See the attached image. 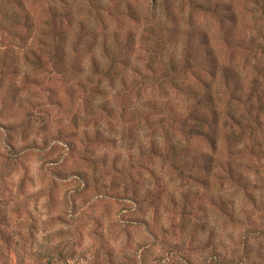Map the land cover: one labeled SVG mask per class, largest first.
Segmentation results:
<instances>
[{"label": "rangeland", "instance_id": "rangeland-1", "mask_svg": "<svg viewBox=\"0 0 264 264\" xmlns=\"http://www.w3.org/2000/svg\"><path fill=\"white\" fill-rule=\"evenodd\" d=\"M95 1H59L55 10L50 0H25L36 22L34 33L20 41L16 34L24 30H0L1 55L13 56L23 66L17 76L10 71L0 86V264H216V253L231 259L250 222L259 228L264 200L240 228L210 199L221 194L234 202L236 214L241 208L237 191L242 189L225 179L227 158L233 159V168L263 185L264 0H209L203 10L194 9L190 0ZM130 8L138 21L129 17ZM55 12L65 29L66 75L59 69L26 66L23 60L27 51L37 53L41 24ZM150 17L167 32L169 48L181 49L189 40L190 65L213 83L219 114L231 111L244 128L257 131L244 135L242 144L231 138L228 147L221 145L210 184L203 158L196 159V168L188 166L194 150L211 152L210 142H184L191 151L185 153L183 177L180 168L171 165L172 158L163 155L169 146L166 134L176 133L177 123L167 119L160 125L162 112L148 107L150 97H123L118 80L107 97L95 93L96 105L107 107V123L97 124L90 109L83 108L81 97L90 93L96 80L86 67L79 68L82 60L88 62L82 54L86 44L95 43L93 53L98 55L104 43H113V34L124 45L131 35L134 40L116 58V68L126 84L136 82L139 74L149 72L145 68H154L140 43ZM204 33L219 60L214 77ZM124 59L129 62L125 69ZM188 77L187 83L193 81ZM182 88L155 91L166 115L172 113L170 105L180 107L182 98L187 99V85ZM152 138L162 157L148 156ZM9 143L22 154L10 167ZM258 143L263 145L258 159L249 150L241 151L253 145L256 154ZM202 224L205 230H200ZM210 229L214 234L209 239ZM261 241L255 249L258 243L264 245ZM259 252L264 254V248Z\"/></svg>", "mask_w": 264, "mask_h": 264}, {"label": "trees", "instance_id": "trees-1", "mask_svg": "<svg viewBox=\"0 0 264 264\" xmlns=\"http://www.w3.org/2000/svg\"><path fill=\"white\" fill-rule=\"evenodd\" d=\"M50 1H52V5L50 4V6H53V9L55 10L58 9L57 4L59 1L68 2V0ZM190 1L193 8L198 10H203L206 7V3L209 2V0ZM93 2L96 3L95 0H93ZM5 3H7L5 0H0V30H7L9 27L21 29L22 31L24 30L25 33L16 34V39H19L20 41L27 40L28 36H30L31 33H34L33 29L36 26V22L34 21L33 15L29 11L25 0H9L8 4ZM92 5L93 3L89 5V7ZM10 6L11 9L7 8ZM99 7L100 6L96 7L97 13ZM128 12L130 18H132L134 21H138L139 18L134 10H131L130 8ZM147 21L150 23L144 30V35L146 36L141 39L140 43L145 48V55L149 58V61H154V68L153 70L145 68L149 72L139 74L141 77L136 82L132 80V82L126 84L123 74L118 72L116 68V58L122 54L121 51L125 50L127 45H130V41L134 40L132 39L131 35L127 36V42L126 45H124L123 42L117 37L118 35L113 34V43L109 42L108 46L107 43H104L102 52L98 55L93 53V50L97 48L95 47V43L91 42V45L86 44L84 48L85 50L82 54L88 57V62L82 60L84 63L80 65L79 68L81 66L86 67L89 75H93V77L95 76L96 80L94 84L90 86V93H87V95L83 94L84 96L81 97L83 108L90 109L89 116L92 117L97 124L104 121L103 119H107L109 121L107 107L104 104L102 107L101 104L96 105L95 93H100V95L107 97L113 91V86H116V82L118 80H121L120 93H122L121 95L123 97H125V95L127 97L133 96V98L138 101H141L143 97H150V99L147 100L150 104L148 107H151V109L159 108L160 112H162L161 117L163 119L161 120L158 116V123L160 125L164 126L163 121H166L167 124L168 120H170L171 124L172 122L177 123L174 128L176 133L171 135V133L169 134V131L167 130L168 132L166 134V141H169V146L167 148L163 147L164 149H167V151L164 150L163 155L167 157L169 155L170 158H172L170 159L171 165L174 168L179 167L181 170L180 174L183 177H185L183 171L186 169L188 162L186 160L185 153H187V151H191L189 146L186 148L184 142L187 140L189 141V139L196 141H202V139H205L206 141L210 142L212 147L211 152H206L204 148L194 150V154L196 155L194 158L191 157L192 161L188 165L189 167L196 168L198 162L196 159L203 158L204 166L206 168L205 170L207 171L208 175V178H206V183L208 182L210 184L209 177H211V175H216V173H213V171L215 170V166H217V162L219 160L218 158H220L219 152L221 151V145L223 147L231 140V138L242 144L240 139H242L244 135L252 133L256 134L257 131H252L251 127H248V125H246L244 128L245 125H241V120L239 117H237L231 111H226L223 115L219 114L217 101L213 95V83L208 82V80H206L203 76L202 72L193 70V66L190 65L192 53L190 51L191 48L189 40H185L183 47L181 46V49L174 45H171L169 48L166 40L167 32H165L161 26H157V22H155L156 20L152 19L151 17L148 18ZM62 23V16H58V13L55 12L54 14H50L47 21L41 24V26H43L42 32L39 33V38L36 42L38 45V49H36L37 53L35 50H31L27 51L23 55V60L26 66L30 65L32 67H36L37 65L41 70L44 68H49V70L53 72L55 70L56 72V70L59 69V72H62L64 75L68 73L69 63L65 61L67 56V53L65 52L66 35ZM203 36L205 37L206 45H209L208 54L211 57L210 61L212 64V75L214 77L219 60L217 55L210 48L208 35L204 33ZM1 54L2 52L0 50V86H2L10 71L13 70V76H17L21 71V67H23L22 64L15 62L13 56L11 59L10 57L7 58ZM181 61L182 66L179 65ZM128 63L127 60L124 59V69ZM80 70H83V68H80ZM188 74H190L193 81L191 80L187 83V81L190 79ZM184 85H187L188 88L185 90L187 99L182 98L183 100L180 107L179 105H170V110L172 113L166 115L164 110L165 106H159V104H162L160 102L161 96L157 95V99L154 97V95L156 96L155 91L158 89L160 91H164L167 86L179 91L183 89L182 87ZM85 87L86 86H84V88ZM104 112H106L105 115H103ZM225 125H228L226 129ZM221 127L224 129L223 133L226 134L224 138L221 137ZM247 131L249 133H247ZM97 132L101 133V130L99 131L98 129ZM230 134L233 135L231 136ZM255 136H253L252 140ZM150 141L151 148L148 156L150 158L154 157V159L162 157L161 154H159V150H157V142L155 139L152 138ZM257 142H259V140H257ZM189 144L191 145L192 143L189 142ZM9 145L12 147V149L9 150V155L6 157V166L8 167L11 165L15 166L22 158L20 150L17 151L15 149V145L12 143H9ZM258 145L259 152L256 154H254L255 146L253 145H244L241 151L245 152L246 150H249L250 154H252L254 157H257L256 159H258L261 157L258 155V153L260 154L263 152V150L260 149L263 147V145L261 143H258ZM228 146L229 143L227 147ZM227 160L230 169L224 171L225 179L228 177L229 180L236 182L238 189H242L237 191V198L240 199L241 197L243 200L241 203V208L236 214L235 207L233 206L234 202L229 203L225 196L221 194L219 197L212 196L210 202L212 203L213 207L221 210L222 214L227 215V217H232L231 221L241 228L242 226H246L244 223L250 219V214L253 211H256V209H259V205L264 200V181L263 185H259L261 182L251 181V176L246 174V172L238 170L236 167L233 168V165L235 164L232 158H227ZM257 172L258 170H256L255 174ZM185 196L187 197L188 195H183V197ZM186 202H188L187 198ZM228 204H231V208H228ZM187 214L191 215V212L189 211ZM263 219L264 214L263 218L262 216L259 217V228L254 225V221L250 222L249 227L245 228L244 232L239 238V241L236 243V247L233 249L231 259L227 260L225 255L222 256L221 254L216 253L214 262H216V264H264V254L259 252L261 248H264V245L258 243V247L255 249L257 240H264ZM200 230H205L204 224L200 225ZM209 234V239L211 237L213 238V229H210ZM251 238H257L256 242L251 243L249 241ZM255 252L258 253L256 255H252Z\"/></svg>", "mask_w": 264, "mask_h": 264}]
</instances>
